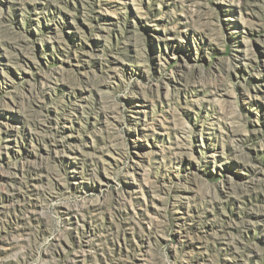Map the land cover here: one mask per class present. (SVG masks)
<instances>
[{"label":"rangeland","instance_id":"rangeland-1","mask_svg":"<svg viewBox=\"0 0 264 264\" xmlns=\"http://www.w3.org/2000/svg\"><path fill=\"white\" fill-rule=\"evenodd\" d=\"M0 264H264V0H0Z\"/></svg>","mask_w":264,"mask_h":264}]
</instances>
